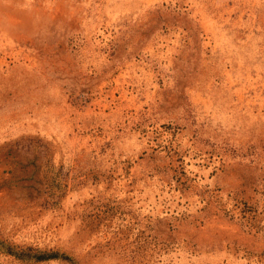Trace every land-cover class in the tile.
I'll use <instances>...</instances> for the list:
<instances>
[{
  "label": "rangeland",
  "instance_id": "1",
  "mask_svg": "<svg viewBox=\"0 0 264 264\" xmlns=\"http://www.w3.org/2000/svg\"><path fill=\"white\" fill-rule=\"evenodd\" d=\"M0 264H264V0H0Z\"/></svg>",
  "mask_w": 264,
  "mask_h": 264
}]
</instances>
